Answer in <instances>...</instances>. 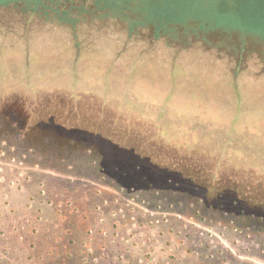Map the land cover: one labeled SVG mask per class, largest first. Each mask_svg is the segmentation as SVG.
I'll list each match as a JSON object with an SVG mask.
<instances>
[{"label": "rangeland", "instance_id": "374dc122", "mask_svg": "<svg viewBox=\"0 0 264 264\" xmlns=\"http://www.w3.org/2000/svg\"><path fill=\"white\" fill-rule=\"evenodd\" d=\"M256 6L160 0L150 14L168 38L0 6V264H264L263 218L192 196L99 126L44 123L57 101L70 116L102 112L103 129L179 132L184 148L191 129L216 147L208 131L264 128Z\"/></svg>", "mask_w": 264, "mask_h": 264}, {"label": "trees", "instance_id": "16d2710c", "mask_svg": "<svg viewBox=\"0 0 264 264\" xmlns=\"http://www.w3.org/2000/svg\"><path fill=\"white\" fill-rule=\"evenodd\" d=\"M230 1L239 3V6L243 1L254 2L257 5L256 13L262 15L264 19V0ZM11 2L17 4L20 12H36L46 21H56L74 28L85 21L114 19L131 35L147 28L149 35H154L155 38H168L163 28L154 24L150 14L151 11L156 10V5H160V0H0V6ZM124 2H128V6H125ZM131 5L140 13L127 17L124 11ZM143 9L147 10L145 18L141 17ZM141 18L144 19L143 23L140 22ZM195 18L196 15L192 17L193 20ZM171 23L177 22L168 20L164 22V26ZM256 25L264 27V22L258 21ZM177 27L178 25L173 26V28ZM149 35L148 37L151 38ZM258 36L264 37V35ZM210 39L212 40V37ZM254 44L261 45L264 49V42L256 40ZM15 99V96L9 98L1 107L11 108ZM60 106L62 104L56 101L55 105L48 107L51 114L45 117L44 123L61 124L65 120L69 124L80 122L86 130H88L87 125L99 126L100 129L96 130L98 134L108 133L114 143H121L122 149L137 158H148L151 162L154 160L155 166L161 162L157 168L164 172L161 174L162 177L177 184L181 181L187 182L192 190V196H199L198 198L206 200L211 205L264 219V128H245L238 132L208 131V136H216V134L220 136V142L216 147L203 142L201 133L191 129L185 149L179 132L171 133L167 138L160 134L164 130H158L159 138L155 139L131 127L120 129L116 123L111 126L106 125L108 128L103 129L106 123L102 112L97 113L95 119L93 118L95 116L87 115L82 109L77 108L75 114L70 116V111L61 110ZM1 114L8 115V113ZM73 117L76 118V122ZM170 148L173 151L171 154L167 153Z\"/></svg>", "mask_w": 264, "mask_h": 264}, {"label": "crops", "instance_id": "0c3cea01", "mask_svg": "<svg viewBox=\"0 0 264 264\" xmlns=\"http://www.w3.org/2000/svg\"><path fill=\"white\" fill-rule=\"evenodd\" d=\"M9 80H10V78H9ZM9 80H8V78H7L6 82L8 81V83H9ZM11 85H12V84H11ZM1 87L7 89L8 85H7V83H6V85H3V84H2Z\"/></svg>", "mask_w": 264, "mask_h": 264}]
</instances>
